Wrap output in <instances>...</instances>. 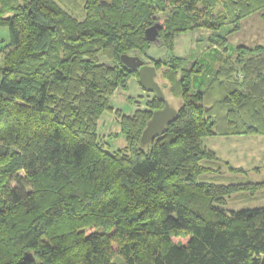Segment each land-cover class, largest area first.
I'll use <instances>...</instances> for the list:
<instances>
[{"label":"trees","instance_id":"obj_1","mask_svg":"<svg viewBox=\"0 0 264 264\" xmlns=\"http://www.w3.org/2000/svg\"><path fill=\"white\" fill-rule=\"evenodd\" d=\"M199 1L81 0L79 21L50 0H0L9 30L0 65V264H264V205L226 207L264 181L198 179L220 172L202 137L264 132V46H237L205 91L191 89L196 69L173 54L181 32L215 34L226 20L237 29L246 15L264 16V0H219L222 13L204 15ZM155 21L167 54L147 58L165 67L160 87L181 104L163 133L141 144L163 101L150 92L123 113L110 96L137 80L120 56L145 54L153 44L144 29ZM105 111L124 146L110 150L99 135Z\"/></svg>","mask_w":264,"mask_h":264},{"label":"crops","instance_id":"obj_2","mask_svg":"<svg viewBox=\"0 0 264 264\" xmlns=\"http://www.w3.org/2000/svg\"><path fill=\"white\" fill-rule=\"evenodd\" d=\"M206 32H208V30H206ZM186 33L187 32L181 33L175 38L173 54L175 56L183 57L189 67L190 65H193L196 69V71H192L190 73L191 89L193 91H205L211 82L213 83V79L217 73V70L224 66L227 61L234 59L235 48L237 46L241 45L248 48L264 46V16L261 15L260 12H254L246 15L239 20L238 28L234 30L232 23H225L221 28L217 29L214 34L219 38L225 39L222 44L211 42L208 39L203 40V38H201L197 43L196 36L190 38L187 37L188 35ZM162 47L164 54L162 56L165 57L167 50L164 46ZM147 57L148 55L146 58ZM144 60L146 63L152 64L149 59ZM164 69L165 67L157 69L156 75L158 74V71H163ZM240 75L241 74H239V77ZM156 77L157 76H155V80L160 86L161 84L168 85V82L165 78L161 77L162 81L159 82ZM130 84H133L134 87H136L135 90L133 87V96L126 95L127 89L129 91ZM122 90L124 92L120 98L123 101H128L133 106H135V108H138V105L141 107L144 106L145 101L152 95L150 92L145 91L140 87L134 76L128 80L127 87ZM162 91L164 94L169 95L168 100H175L178 105L169 104L177 109L181 104V99L172 95L169 92V87L166 85H164ZM126 97L127 100L125 99ZM128 97H133V101H129ZM109 113V116L107 115L103 117V120L105 121L104 126L109 127L111 124H115L118 127V130H116L114 134H109L108 138L111 140L112 138L118 137L122 134L120 132L119 124H117L114 119L115 116L110 118L113 113ZM100 121L102 120L99 119L98 126ZM201 141L205 147L215 152L216 157L219 159L218 163L222 166L220 168V172H229V174L235 175L234 172H230L223 165V162H226L228 165H231L234 168L242 169V172L237 173L238 175H245L246 177L249 176L250 180L247 182L264 181V132L252 134L209 135L202 137ZM122 142V146H124L125 139L122 140ZM107 146H109V144H107ZM122 146L119 145V147ZM239 176L235 177L234 179H239ZM257 193H259L258 198L261 199L258 206H262L264 205V188Z\"/></svg>","mask_w":264,"mask_h":264},{"label":"rangeland","instance_id":"obj_3","mask_svg":"<svg viewBox=\"0 0 264 264\" xmlns=\"http://www.w3.org/2000/svg\"><path fill=\"white\" fill-rule=\"evenodd\" d=\"M54 3H56L60 8H62L63 10H65L69 15H71L73 18L81 21L83 18H84V11H83V8H82V3H81V0H50ZM81 4V6H80ZM207 4H210L211 7H208ZM169 5V4H168ZM169 7H172V5H169ZM174 8V7H173ZM206 9H212L213 12L216 14L217 11H221V4H220V1L219 0H200L198 2V5H197V8H196V13L197 10L199 11V15H204V11H206ZM206 13V12H205ZM222 13V11H221ZM224 14V13H223ZM155 17H157V19H160L163 20V14L162 13H155ZM224 21L225 19H223L222 17L219 18V21ZM225 23H228V21L226 20L224 22ZM223 24V25H224ZM212 29L213 28H205L204 26L203 27H199V28H195V29H188V31H186L187 33V37H194L196 36L197 37V43L198 41L203 38V40L205 39H208L210 40V36H214V34L212 33ZM206 30H208V32H206ZM181 33H184V32H181ZM180 33V34H181ZM179 34V35H180ZM178 36V35H177ZM175 36V38L177 37ZM175 38H174V41H175ZM8 39H9V30L6 26H3V25H0V65H2V52H1V49L3 46H5L7 43H8ZM162 46L161 45H156V44H153L151 46L148 47V49L146 50V53L145 54H142L138 51H130L128 54H131V55H139L140 57H142L143 59H148L146 58V56H150V57H154V58H157V57H164L162 55L163 54V51H162ZM166 56V55H165ZM161 71H158V74L156 75V79L159 80V82L162 81V76H160L161 74ZM133 87L134 85L133 84H130L129 86V91L127 89V93L126 95H131L133 96V93H134V90L136 87H134V90H133ZM123 90L121 88H118L116 89L113 94L110 96V104L111 106L114 108V109H121L123 113H130L131 111H133V109L135 108V106H133L131 103H129L128 101H123L120 96L123 95ZM164 93V92H163ZM167 101L172 104V105H178L174 99L172 100H168V97L169 95L167 94H164ZM127 100V97L125 98ZM134 107V108H133ZM109 112L108 111H105L103 112L102 116L100 117V124L98 126V132H100L99 135H101L104 139L105 142H108L109 146L108 148L110 150L112 149H115L117 147H119V145H123V142L122 140H124V136L123 135H119L118 137H115V138H112L111 140L108 138L109 137V134H114V132L116 130H118V127L114 124V125H110L109 127H105L104 126V123L105 121L103 120L105 116H109ZM114 117V114L112 116H110V118ZM115 121H116V118H114ZM104 121V122H103ZM103 122V124H102ZM110 124V123H109ZM123 136V137H122ZM206 164L207 161H204ZM214 165L213 167L215 169H217V167H219V169L222 167L218 162H213L211 163L210 165ZM235 175H231L229 174V172H218V173H204L202 175L199 176V180H206V181H209V182H217V183H225L227 181H235L237 182L238 180L240 181H249V176L246 177L245 175H238V173H234ZM249 175V174H248ZM252 175V174H251ZM239 176L240 178L238 179H234L235 177ZM234 179V180H233ZM259 196V193H256L255 195H249L247 193H236V194H233L231 195L229 198H228V201H227V205L226 207L229 208V209H241V208H252V207H256L259 205V201H261L260 198H258Z\"/></svg>","mask_w":264,"mask_h":264},{"label":"water","instance_id":"obj_4","mask_svg":"<svg viewBox=\"0 0 264 264\" xmlns=\"http://www.w3.org/2000/svg\"><path fill=\"white\" fill-rule=\"evenodd\" d=\"M162 28V23L153 22L144 29V38L152 44L160 45L158 34ZM120 58L127 67L137 69V80L140 87L145 91L152 92L163 101V107L152 110L151 117L140 135L141 144H146L163 133L165 125L176 116L177 109L169 104L159 83L155 80L156 68L154 65L146 63L139 55L124 53Z\"/></svg>","mask_w":264,"mask_h":264}]
</instances>
